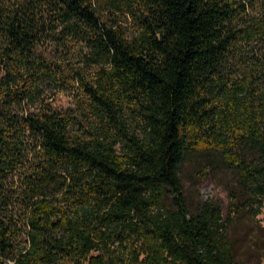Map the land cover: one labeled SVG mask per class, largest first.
I'll return each mask as SVG.
<instances>
[{
  "label": "trees",
  "instance_id": "trees-1",
  "mask_svg": "<svg viewBox=\"0 0 264 264\" xmlns=\"http://www.w3.org/2000/svg\"><path fill=\"white\" fill-rule=\"evenodd\" d=\"M46 46L93 71L78 116ZM210 145L238 183L225 217L179 177ZM263 206L264 0H0V264H240L228 224Z\"/></svg>",
  "mask_w": 264,
  "mask_h": 264
},
{
  "label": "rangeland",
  "instance_id": "rangeland-1",
  "mask_svg": "<svg viewBox=\"0 0 264 264\" xmlns=\"http://www.w3.org/2000/svg\"><path fill=\"white\" fill-rule=\"evenodd\" d=\"M124 25L128 37L136 33L137 25L133 21H126ZM40 52L64 71L56 88L47 87L52 105L63 111L70 110V114L78 116V108L83 104L84 95L80 85L73 81L74 70L81 71L87 82H90L93 71L82 69L78 55L62 54L53 46L43 47ZM125 116L130 130L140 134L142 124L137 112L127 108ZM179 177L187 205L192 212H196L210 200L218 202L223 208L224 217L226 216L227 192L238 188V183L234 168L223 163L221 152L215 146L194 147L188 151L179 166ZM227 237L233 245L235 259L240 264H264V206L257 216H253L250 211L241 210L228 224Z\"/></svg>",
  "mask_w": 264,
  "mask_h": 264
}]
</instances>
